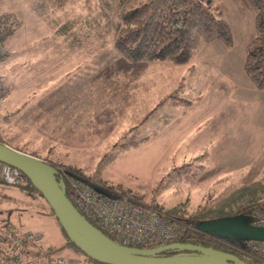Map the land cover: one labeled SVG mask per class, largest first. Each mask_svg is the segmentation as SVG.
<instances>
[{
  "label": "rangeland",
  "instance_id": "374dc122",
  "mask_svg": "<svg viewBox=\"0 0 264 264\" xmlns=\"http://www.w3.org/2000/svg\"><path fill=\"white\" fill-rule=\"evenodd\" d=\"M114 1H0V14L13 21L0 61L6 91L0 141L107 194L156 204L168 216L202 222L264 205V89L255 88L243 69L253 14L219 0L230 44L202 43L182 64L150 62L100 108L98 99L78 92L116 57ZM221 84L228 92L218 90ZM171 95L182 101L172 105ZM62 104L77 108L79 119L54 131L59 125L49 121V111ZM52 140L65 143L59 149ZM129 141L137 144L121 152ZM115 152L103 166L104 156ZM189 163L220 171L201 184L179 181L165 189L168 174ZM16 219L21 230L41 235L44 252L68 253L47 216L22 213Z\"/></svg>",
  "mask_w": 264,
  "mask_h": 264
},
{
  "label": "trees",
  "instance_id": "16d2710c",
  "mask_svg": "<svg viewBox=\"0 0 264 264\" xmlns=\"http://www.w3.org/2000/svg\"><path fill=\"white\" fill-rule=\"evenodd\" d=\"M218 1L115 0L114 15L116 23L113 26L112 42L116 57L94 73L84 87L79 90L78 95L81 93L88 94V98L91 97L92 101L95 98L98 99L100 101L99 107L102 108L101 106L111 103V101L125 92L150 62L169 60L176 64H182L190 59L193 51L202 43L221 40L225 44H230V28L222 15V8ZM227 1L232 2L240 12L250 11L253 14L254 35L246 46L243 69L255 88L264 89V0ZM0 16L4 17L6 15L0 14ZM7 16L10 21L8 20L5 24L4 38L10 31V24L13 23L11 21L12 17L10 15ZM4 56L5 53L0 57V61ZM217 88L218 90L222 89L223 92H228L230 89L226 84H221ZM169 98L173 99L170 101L172 105L182 101V99L174 98L173 95ZM57 107L55 111L69 108L67 104ZM73 108L75 109V107ZM86 110L87 108H84L82 111L85 112ZM75 112L69 109L66 111L65 116L69 119L70 116L74 117L76 115ZM59 113L60 111H57L52 114ZM81 115L84 117L86 114ZM77 116L79 117V114ZM4 119L6 118L4 117ZM0 121L3 122L4 120L1 118ZM58 129H60L59 126L56 130ZM136 144L137 142L135 141H129L126 144H121L120 150L121 152H126L128 147ZM115 154L116 152L106 154L101 164L104 166L106 163L113 162ZM196 161L200 162V158H197ZM44 162L56 169L47 161ZM195 163H189L173 169L167 176L168 180L164 188L179 185V181L201 184L214 178L220 171V169L207 170L200 164L195 166ZM75 177L76 175L64 172H59L57 175V178L65 187V196L68 200L69 184L71 179H75ZM3 204L7 207L4 209L0 208V230L9 226L21 230L19 226H15L18 224H16L14 219L22 213L30 214L31 216H47L53 221L54 226L58 230L62 242L60 249L71 254L79 253L73 244L67 240L48 205L24 176H22L21 182H17L12 186L6 185L0 178V207ZM151 204L149 207L160 213L163 212L156 204ZM236 216H241L245 223L250 225L248 210H244ZM175 218L186 222L193 228L183 239L173 242H158L153 245L135 246L133 248L149 250L179 243L219 251L237 258L244 264H264L246 258L244 254L233 247L236 244L235 242L219 240L198 232L196 227L200 223L199 221L180 217ZM172 254L174 253H163L166 257ZM90 262L91 264H99L91 260Z\"/></svg>",
  "mask_w": 264,
  "mask_h": 264
},
{
  "label": "built area",
  "instance_id": "2783aa9c",
  "mask_svg": "<svg viewBox=\"0 0 264 264\" xmlns=\"http://www.w3.org/2000/svg\"><path fill=\"white\" fill-rule=\"evenodd\" d=\"M8 20L7 15L0 16V57L5 51L3 38ZM5 93L0 79V101ZM0 178L9 186L22 181L21 174L7 166H1ZM68 198L86 221L123 247L179 241L193 230L186 222L142 205L129 195L107 194L79 180L71 179ZM248 216L250 227L264 229V205L253 207ZM40 240V234L23 232L13 226L0 230V264H91L81 253L65 257L44 252L38 245ZM235 243L233 247L246 258L264 263V242Z\"/></svg>",
  "mask_w": 264,
  "mask_h": 264
},
{
  "label": "water",
  "instance_id": "95a60500",
  "mask_svg": "<svg viewBox=\"0 0 264 264\" xmlns=\"http://www.w3.org/2000/svg\"><path fill=\"white\" fill-rule=\"evenodd\" d=\"M0 164L18 171L30 182L52 211L67 240L91 261L99 264H244L231 255L186 244H169L149 250L120 246L73 207L52 166L3 142H0ZM196 230L227 242H264V229L250 227L241 216L202 221ZM163 253L174 254L166 257Z\"/></svg>",
  "mask_w": 264,
  "mask_h": 264
},
{
  "label": "crops",
  "instance_id": "0c3cea01",
  "mask_svg": "<svg viewBox=\"0 0 264 264\" xmlns=\"http://www.w3.org/2000/svg\"><path fill=\"white\" fill-rule=\"evenodd\" d=\"M11 14H14V13H11ZM98 25V24H97ZM97 31H98V29H97ZM92 48H93V46H92ZM58 107L57 106H54V107H52L51 109H50V114H49V121L51 122V123H54V124H58L59 125V128L61 129V128H63V127H65L66 125H67V122H68V120L69 119H71V120H69V122L71 123H74L75 121H77V119H79V117L78 116H76L75 118L73 117V116H70V118L68 119L65 115H66V111L67 110H69V109H71L72 111L74 110V108L71 106V108H65L64 110H57V111H60V113L59 114H52V113H56L57 111H55L56 109H57ZM60 108V107H59ZM77 109V108H76ZM75 109V110H76ZM76 114H77V110H76V112H75ZM78 117V118H77ZM2 120H5L4 119V117L2 118ZM56 128L57 127H54V131L56 130ZM53 135H54V138L56 139L57 137H56V135L54 134V133H52ZM54 140V139H53ZM51 141V144H53L52 146H54L55 145V148H59V145H60V148L59 149H61V145L62 144H64L65 142H62V141H57V142H54V141ZM45 161V160H44ZM49 163V162H48ZM143 205V204H142ZM162 213H164V212H162ZM164 214H166V215H168L167 213H164ZM169 216H171V217H175V216H173V215H169ZM233 217V216H232ZM70 255V253H67V255H65V257H68Z\"/></svg>",
  "mask_w": 264,
  "mask_h": 264
}]
</instances>
